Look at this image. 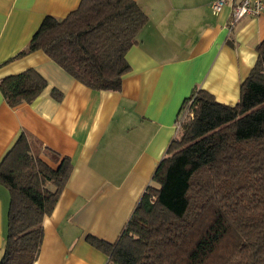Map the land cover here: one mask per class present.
Listing matches in <instances>:
<instances>
[{
    "label": "crops",
    "instance_id": "crops-1",
    "mask_svg": "<svg viewBox=\"0 0 264 264\" xmlns=\"http://www.w3.org/2000/svg\"><path fill=\"white\" fill-rule=\"evenodd\" d=\"M80 1L0 0V80L33 69L46 81L31 104L10 108L0 93V162L25 132L41 150L58 155L55 162L40 152L49 168L56 170L65 157L72 166L43 220L34 264H107V256L85 238L118 240L177 135L183 102L200 89L235 105L264 40V9L230 31V4L215 14L214 0H133L147 21L125 55L130 69L119 92L83 86L40 51L13 59L45 17L62 20ZM8 206V192L0 186V258Z\"/></svg>",
    "mask_w": 264,
    "mask_h": 264
},
{
    "label": "trees",
    "instance_id": "trees-1",
    "mask_svg": "<svg viewBox=\"0 0 264 264\" xmlns=\"http://www.w3.org/2000/svg\"><path fill=\"white\" fill-rule=\"evenodd\" d=\"M146 21L133 0H81L62 20L45 17L13 59L40 51L83 86L119 92L130 69L125 55ZM256 54L235 105L200 89L183 102L187 118L118 240L85 238L107 264H264V40ZM45 87L33 69L0 80L10 108L31 104ZM40 152L59 160L22 132L0 162L9 195L0 264L35 263L43 220L69 178L68 158L52 170Z\"/></svg>",
    "mask_w": 264,
    "mask_h": 264
},
{
    "label": "built area",
    "instance_id": "built-area-1",
    "mask_svg": "<svg viewBox=\"0 0 264 264\" xmlns=\"http://www.w3.org/2000/svg\"><path fill=\"white\" fill-rule=\"evenodd\" d=\"M226 4H230L231 6V13L227 25L230 31L242 19L246 17H257L264 9V0H214L210 8L216 14ZM187 115L188 111L186 108L179 112L175 122L176 133L180 130V126L187 118Z\"/></svg>",
    "mask_w": 264,
    "mask_h": 264
},
{
    "label": "rangeland",
    "instance_id": "rangeland-1",
    "mask_svg": "<svg viewBox=\"0 0 264 264\" xmlns=\"http://www.w3.org/2000/svg\"><path fill=\"white\" fill-rule=\"evenodd\" d=\"M50 190H53V188L51 186L48 187Z\"/></svg>",
    "mask_w": 264,
    "mask_h": 264
}]
</instances>
